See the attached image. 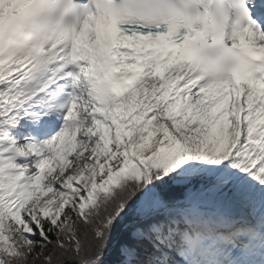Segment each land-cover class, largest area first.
<instances>
[{
    "label": "snow or ice",
    "instance_id": "snow-or-ice-1",
    "mask_svg": "<svg viewBox=\"0 0 264 264\" xmlns=\"http://www.w3.org/2000/svg\"><path fill=\"white\" fill-rule=\"evenodd\" d=\"M37 261L264 264V0H0V264Z\"/></svg>",
    "mask_w": 264,
    "mask_h": 264
},
{
    "label": "trees",
    "instance_id": "trees-1",
    "mask_svg": "<svg viewBox=\"0 0 264 264\" xmlns=\"http://www.w3.org/2000/svg\"><path fill=\"white\" fill-rule=\"evenodd\" d=\"M37 264H41V261H37Z\"/></svg>",
    "mask_w": 264,
    "mask_h": 264
}]
</instances>
